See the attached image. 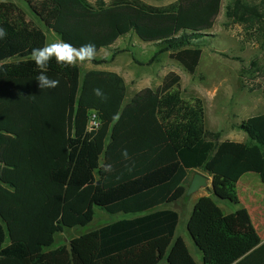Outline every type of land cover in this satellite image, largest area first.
<instances>
[{"label": "trees", "instance_id": "16d2710c", "mask_svg": "<svg viewBox=\"0 0 264 264\" xmlns=\"http://www.w3.org/2000/svg\"><path fill=\"white\" fill-rule=\"evenodd\" d=\"M20 1L38 23L15 0H0L7 32L0 39V264H160L165 257L168 264H198L184 239H174L177 211L160 206L186 194L183 183L194 168L213 175L222 199H235L233 184L244 173L264 182V113L240 123L245 142L218 141L220 133L205 125L203 100L184 98L173 71L123 105L120 75L89 70L81 77L76 61L64 65L53 57L43 71L58 85L40 88L33 50L46 46L45 29L73 49L93 44L95 52L134 33L159 46L148 64L169 52L194 73L221 0ZM226 13L264 23V0H232ZM118 51L93 62L106 63ZM93 112L101 124L87 131ZM95 207L136 215L56 245L65 228L90 223ZM188 230L208 263L218 261L221 242L255 228L246 208L224 214L204 196ZM232 264H264V242Z\"/></svg>", "mask_w": 264, "mask_h": 264}, {"label": "rangeland", "instance_id": "374dc122", "mask_svg": "<svg viewBox=\"0 0 264 264\" xmlns=\"http://www.w3.org/2000/svg\"><path fill=\"white\" fill-rule=\"evenodd\" d=\"M16 3L25 10L27 18L38 21L31 15V11L26 5L15 0ZM91 3H96L97 0H90ZM109 3L111 0H106ZM152 5H167L177 0H143ZM232 0H221V7L218 15L215 18L212 28L207 30L210 36H203L200 47L202 55L197 65L196 71L188 75L182 73V84L185 85V95H189L194 84L199 86L201 92L199 95L206 105L208 114L206 127L211 131L220 133L218 141L227 139L236 128H240L239 121L245 118L264 113V23L263 20L257 19H238L234 16H228L226 13L227 5ZM251 4H258L261 0H244ZM47 43L49 45L54 42H61L60 39L51 30H46ZM134 40L142 43L141 50L138 44H130ZM120 47L129 45L130 58H139L135 65L136 69L141 72L148 69L149 66L144 63L154 55L159 49L158 45L153 43H144L139 40L134 33H128L116 43ZM148 46V47H147ZM148 50V51H147ZM105 52L110 51L103 49L98 53L100 57ZM165 54V55H164ZM161 53L158 59L164 56L167 63L173 65L176 60ZM124 56H116L114 59L119 61ZM88 60H76L79 66L84 67L88 64ZM166 62V61H165ZM158 64V61H156ZM107 68L115 66V61L111 60L101 64ZM152 68V66H151ZM85 70H80L82 77ZM190 77L191 81L189 80ZM197 91V89H195ZM200 92V91H199ZM129 95L125 93L123 105L130 101ZM242 122V121H241ZM241 129V128H240ZM230 134V135H227ZM194 193L186 194L187 200ZM94 217L90 223L85 226H76L73 228H65L55 236L56 245L67 244L69 239L78 236L82 233L96 229L105 222H112L129 214L115 213L111 214L99 207L94 208ZM166 264V257L163 259Z\"/></svg>", "mask_w": 264, "mask_h": 264}, {"label": "crops", "instance_id": "0c3cea01", "mask_svg": "<svg viewBox=\"0 0 264 264\" xmlns=\"http://www.w3.org/2000/svg\"><path fill=\"white\" fill-rule=\"evenodd\" d=\"M88 1L91 2L90 0ZM103 1L107 3L106 0ZM92 4H96V3H92ZM124 36L125 35L117 38L116 41L113 44H111L109 47L101 48L98 51L94 52L93 57L88 60V64L86 66L81 67L78 64L80 70L83 68L85 72L89 70H101V71H111L117 73L124 79L126 85L125 93L129 95L130 99L143 88L149 87L153 90L157 89L161 85L165 75L168 72L173 71L180 76V84L182 89V95L184 98L186 99H189L191 97L201 98L199 94L203 91H201L200 87L195 84L192 87H190L192 89L190 90L189 95H185V85L183 86L182 84V73L185 72L188 75H191L193 73H189L188 71H186L185 68L178 61L174 62L173 65H171L167 63V59H165L164 56L162 57L161 60L158 59V56L161 53H159L156 56V58L149 64L144 61V63H146L149 66L148 69L142 70L141 72L135 70L136 72H134L133 69H136L135 65L138 63L135 61L134 57L130 58L129 54L131 52L128 47L130 44H132V46H134V44H138L141 50L142 43L137 40H134L129 45L125 44L124 46L120 47V43L119 44L116 43L120 40V38ZM144 43H150V42H144ZM103 49H108L110 51V54L109 52H105L104 54H102V57L98 56L99 55L98 53H100V51H102ZM114 49L119 50L111 59L112 61L113 60L115 61L116 64L115 66L107 68L101 65L103 63L93 62V59H99L103 57L110 58L111 53ZM123 53L125 54V58H121L119 61H116L114 59L118 55L124 56ZM166 53H167L166 55L169 56V52ZM137 59L139 61H142L139 58ZM156 61H158V64H156ZM196 69L197 66L195 68V71ZM188 78L191 81L189 76ZM195 89H197V91ZM204 108L205 110H207L206 105H204ZM206 114H208L207 111L205 113V120H206V124H208ZM241 121H239L238 124L241 123ZM227 139L238 142H245L247 140V135L242 129L236 128L230 136H227ZM195 171L202 172L203 174H206L208 176L207 186L202 187L196 192H194L193 196H191L189 200H187L185 194L178 201L172 203H165L160 207L174 209L175 211H177L178 223L175 228L174 239L178 236L184 239L189 249V252L193 256V258L198 262V264H232L236 262L239 258H241L243 255L251 251L253 248L257 247L262 242H264V182L260 180L259 175L256 173L253 172L244 173L243 175H241L238 181L233 184L235 199L233 200L222 199L215 194V189L213 185V175L203 171L200 168H194L192 169V171L188 172L187 180L183 183L186 186V189ZM204 196L212 197L215 200L216 204L221 208L224 214L234 212L235 210L242 207L246 208V210L249 213L251 222L255 228L254 233L251 235H242V236H238L235 240H233V238H230L226 242L225 241L221 242V248H220L219 257L217 258L218 260L217 262L209 259L208 263H205L203 252L195 244L188 230V221L190 219L194 206L198 201V199ZM125 214H129V215L124 216L120 219L131 218L136 215L131 213H125ZM120 219H116L114 221ZM105 223H110V222H105ZM210 229L212 230L213 226H211ZM162 261L160 262V264H164V262ZM165 263L168 264L167 261Z\"/></svg>", "mask_w": 264, "mask_h": 264}, {"label": "clouds", "instance_id": "9594fccd", "mask_svg": "<svg viewBox=\"0 0 264 264\" xmlns=\"http://www.w3.org/2000/svg\"><path fill=\"white\" fill-rule=\"evenodd\" d=\"M6 35V30L3 27H0V39H3ZM94 52L95 46L93 44H86L79 50H75L71 45L59 41L46 45L44 48L34 49L33 59L37 67L42 70L37 79L39 82V87L55 88L58 85V81L49 79V77L43 71L46 69L49 61L53 57H55L57 63L71 65L75 63L77 59L81 61L91 59L94 55ZM94 92L98 96L102 95L99 89H95Z\"/></svg>", "mask_w": 264, "mask_h": 264}, {"label": "water", "instance_id": "95a60500", "mask_svg": "<svg viewBox=\"0 0 264 264\" xmlns=\"http://www.w3.org/2000/svg\"><path fill=\"white\" fill-rule=\"evenodd\" d=\"M208 183V176L202 172L195 171L186 189V194L194 193L202 187H206Z\"/></svg>", "mask_w": 264, "mask_h": 264}, {"label": "built area", "instance_id": "2783aa9c", "mask_svg": "<svg viewBox=\"0 0 264 264\" xmlns=\"http://www.w3.org/2000/svg\"><path fill=\"white\" fill-rule=\"evenodd\" d=\"M100 120L96 116V114L93 112L91 113L88 123H87V131L95 130L100 126Z\"/></svg>", "mask_w": 264, "mask_h": 264}]
</instances>
